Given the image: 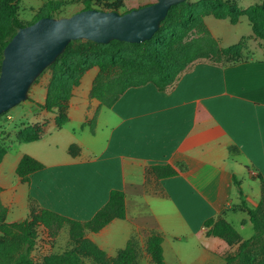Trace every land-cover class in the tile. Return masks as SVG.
I'll return each mask as SVG.
<instances>
[{
  "label": "crops",
  "instance_id": "0c3cea01",
  "mask_svg": "<svg viewBox=\"0 0 264 264\" xmlns=\"http://www.w3.org/2000/svg\"><path fill=\"white\" fill-rule=\"evenodd\" d=\"M98 74L93 68L83 76L62 128L56 114L40 109L48 91L38 83L35 101L23 111L34 113L32 125H45V133L34 142L11 145V138L0 164L6 221L29 219L34 200L40 209L89 222L118 190L125 193L126 219L85 233L107 259L114 260L134 238L154 264L147 241L156 233L163 237L167 264H226L236 248L209 236L205 223L222 217L236 229L229 220L233 213L252 226L239 209L234 179L256 208L261 185L255 176L264 177V57L228 66L196 62L169 90L153 84L130 88L112 108L90 96ZM199 106L209 119L195 121ZM24 156L45 166L29 183L16 170ZM156 165H170L178 175L159 180L147 172ZM248 180L258 182L259 190ZM141 259L140 254L138 264Z\"/></svg>",
  "mask_w": 264,
  "mask_h": 264
},
{
  "label": "trees",
  "instance_id": "16d2710c",
  "mask_svg": "<svg viewBox=\"0 0 264 264\" xmlns=\"http://www.w3.org/2000/svg\"><path fill=\"white\" fill-rule=\"evenodd\" d=\"M79 2L85 6L82 11L97 9L121 13L123 0L49 1L38 11L34 22L44 17L59 18V12L66 5ZM20 3L21 0H0V67L3 51L18 30L33 24L22 23L19 16ZM207 17L229 20L233 25H237L242 17H247L253 36L264 42V0L261 4L246 9L239 7L235 0H201L197 4L189 0L173 6L159 31L144 43L114 40L109 44H98L88 40L72 41L66 51L43 73L52 71L53 77L45 103L39 106L40 109L56 114V125L62 128L69 121L67 111L74 90L80 86L83 76L93 68H98L99 74L93 83L90 96L102 106L112 108L130 88L153 84L159 91L169 90L196 62L206 61L219 66L240 63L245 56L247 39L223 48L206 25ZM6 114L0 116V119ZM195 114L196 122L210 118V114L202 106L197 108ZM94 122L95 118L92 124ZM44 133L43 124L29 126L19 131L17 140L34 142ZM6 153V147L0 145V164ZM44 168L33 157L24 156L16 170L21 180L29 183L31 175ZM147 172L159 180L178 175V171L170 165L152 166ZM255 178L261 185V200L256 208H251L246 203L240 183L234 179L242 200L239 209L249 215L253 226L254 235L251 239L243 240L239 231L222 217L205 223L209 228V236L224 240L230 247H237V251L226 258V264H264V177L259 174ZM125 200L123 191H113L109 202L91 221L85 223L40 209L34 200L30 202L29 219L8 223V210L0 201V264H87L84 256L93 259L96 264H138L139 244L134 238L114 260L107 259L103 250L85 238L86 231L97 233L116 219H126ZM35 225L43 226L53 232V235L61 228L69 226L73 238L79 244L74 249L44 257L42 261L36 262L33 258L38 238L33 229ZM147 252L154 264H167L164 260L163 237L160 234L154 233L150 236Z\"/></svg>",
  "mask_w": 264,
  "mask_h": 264
},
{
  "label": "water",
  "instance_id": "95a60500",
  "mask_svg": "<svg viewBox=\"0 0 264 264\" xmlns=\"http://www.w3.org/2000/svg\"><path fill=\"white\" fill-rule=\"evenodd\" d=\"M189 0H157L127 13L84 10L70 17H44L21 27L6 46L0 73V116L25 102L35 81L72 41L141 44L159 31L170 9Z\"/></svg>",
  "mask_w": 264,
  "mask_h": 264
},
{
  "label": "rangeland",
  "instance_id": "374dc122",
  "mask_svg": "<svg viewBox=\"0 0 264 264\" xmlns=\"http://www.w3.org/2000/svg\"><path fill=\"white\" fill-rule=\"evenodd\" d=\"M49 1H57V0H21L20 9H19V16L20 19L23 21L22 23L34 22L36 20L37 13L40 9H43L44 6ZM201 0H191V3L197 4ZM237 5L241 8H249L254 5H259L263 2V0H235ZM157 2V0H123L121 13H125L131 9H138L141 6L153 4ZM84 4L79 2L77 4L66 5L60 12L59 18L62 17H70L75 13H78L84 9ZM207 24L211 27L214 34L218 37H221V42L223 47H229L234 44L239 43L243 39H247V47L244 51L243 60H247L252 56L257 58L264 57V42L256 39L253 36L252 27L247 17H242L237 25L231 24L228 20H217L213 17H207L205 19ZM128 55V54H126ZM242 60V61H243ZM1 62V57H0ZM1 73V67H0ZM52 71H47L42 77L37 81L38 83H42L45 85V88L48 91V87L50 85V81H52ZM38 83L33 85L32 89L30 90L28 99L20 104L19 106L15 107L14 109L10 110L9 113L4 115L0 119V145L4 147H9L8 142H10L11 138L14 139L11 142L12 144L17 143V135L20 130H23L32 125L33 115L34 113L27 116L25 113V108H30L32 106L33 101H35L36 91ZM30 111V110H28ZM34 111H39L36 109ZM32 112V111H30ZM36 114V113H35ZM42 125V124H41ZM38 126V125H36ZM248 180V184L253 187L255 190H259V183ZM248 188V186L246 185ZM253 188H251L253 190ZM229 220L235 223L236 229L239 231L242 238L245 240L251 239L254 235L253 227L248 223L246 224L244 220L247 221V218L244 217L243 214H233L230 213ZM38 234L37 244L35 250L33 252V258L36 262L42 261L44 257L53 255V254H60L68 249H74L78 246L79 242L76 241L72 234L71 229L69 226H65L61 228L60 231L57 232L56 235H53V232H50L47 229H44L43 226L35 225L33 227ZM235 252L237 251V247H235ZM234 252V253H235ZM232 253V254H234ZM141 254V260L143 261L142 264H151L146 261V255L144 250L142 251L139 249V255ZM231 254V255H232ZM230 256V255H229ZM84 260L87 264H96L95 261L89 257L84 256Z\"/></svg>",
  "mask_w": 264,
  "mask_h": 264
}]
</instances>
